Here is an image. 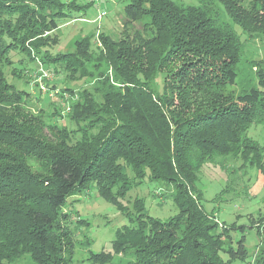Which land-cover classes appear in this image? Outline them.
Wrapping results in <instances>:
<instances>
[{
	"label": "trees",
	"instance_id": "obj_1",
	"mask_svg": "<svg viewBox=\"0 0 264 264\" xmlns=\"http://www.w3.org/2000/svg\"><path fill=\"white\" fill-rule=\"evenodd\" d=\"M216 1L244 33L264 36V0ZM93 2L0 0V264L24 254L33 264H70L75 244L63 208L73 193L91 187L131 220L117 229L112 251L90 253L92 263L264 264V212L249 226L220 222L198 185L209 163L228 174L221 194L238 169L264 175V142L249 134L264 129V67L256 68L255 86L236 93L240 36L210 5L175 0H131L122 38L101 31L98 44L90 32L72 51L54 53L60 38L52 31ZM14 52L63 69L71 82H98L66 87L67 114L56 104L47 114L8 81ZM12 75L25 76L16 68ZM145 178L173 184L175 215H150L141 197L132 210L122 203ZM248 228L263 244L254 262Z\"/></svg>",
	"mask_w": 264,
	"mask_h": 264
},
{
	"label": "rangeland",
	"instance_id": "obj_2",
	"mask_svg": "<svg viewBox=\"0 0 264 264\" xmlns=\"http://www.w3.org/2000/svg\"><path fill=\"white\" fill-rule=\"evenodd\" d=\"M69 1V0H63ZM90 0H77L83 4ZM131 0H94L85 10L72 12L73 17L60 22L59 29L52 31L53 35H59V44L52 48L54 53L67 52L74 49V41L83 37L87 33L97 34L105 31L115 39L124 36V6ZM185 6L210 5L212 14L218 18L222 24L231 25L243 42L241 62L238 67L237 84L234 89L236 93L244 88L250 89L257 84V67H264V36H250L244 33L241 27L234 23L228 15L225 7L216 0H175ZM101 11L106 14L98 18ZM140 28L142 25H136ZM14 63L6 67L7 79L17 85V88L30 93L33 108L39 110L42 107L46 113L54 112V105H62V98L65 95L69 98L68 92H63L66 87L74 89L91 88L98 82V77L88 81L78 80L71 82L68 80L66 72L53 65H47L38 57L36 61H29L22 53L14 52L12 55ZM24 63H19L22 61ZM91 66L94 67L93 63ZM13 68L17 71H24V79H18L12 75ZM103 70L110 76L112 82L116 81V75L111 68L103 67ZM48 76L45 77L44 74ZM45 82L49 90L43 93L39 89V78ZM28 81V82H26ZM232 89V86H231ZM59 91L57 97H51L50 92ZM63 94V95H62ZM66 97V98H67ZM70 99L68 100V103ZM70 105V103L68 104ZM61 123L69 124L67 118L61 119ZM250 135L264 142V129L261 125L253 127ZM240 161L234 166L238 168ZM230 162L229 166L233 167ZM246 173L241 174L238 169V177L235 182L228 187L227 192L220 193L229 185L228 174L221 166L212 163L203 167L198 185L204 192L203 205L210 212L215 209L216 216L220 222L231 224L237 222L239 225L250 224V219L257 216L260 211L264 212V175L256 170L245 168ZM130 174V171L128 170ZM131 175V174H130ZM174 186L172 183L164 181H151L145 178L142 184L132 188L121 201L132 210V204L136 197L144 198L150 215L163 220L175 215L178 207L173 199ZM220 197V198H219ZM68 215L66 225L73 232V260L70 264H95L88 260L91 252L112 251V241L118 228L131 223L130 218L123 214L115 203L101 197L97 188L91 187L73 193L63 208ZM81 222V223H80ZM241 232L232 231V236L240 237ZM260 238L254 230L249 228L246 231V246L251 251L252 262L256 259L258 251L263 248L259 245ZM5 264H33L29 254H24L14 261H4Z\"/></svg>",
	"mask_w": 264,
	"mask_h": 264
},
{
	"label": "built area",
	"instance_id": "obj_3",
	"mask_svg": "<svg viewBox=\"0 0 264 264\" xmlns=\"http://www.w3.org/2000/svg\"><path fill=\"white\" fill-rule=\"evenodd\" d=\"M105 14H106L105 11H101L100 14L98 15V18L99 19L102 18ZM96 41H97L98 44H101V41L98 38L96 39ZM44 76L47 77L48 75L45 73ZM42 78H43L42 76L39 78V89L43 93H47V91L49 90V88L47 87V85H46L45 82H42ZM58 93H59V91L54 90V91L50 92L49 94H50L51 97H57L58 96ZM66 100H67L66 97L65 98H62V100H61L62 102L61 103H62V105L64 107L66 106L65 107L66 108V111H68L70 109V107L68 106V103H67Z\"/></svg>",
	"mask_w": 264,
	"mask_h": 264
},
{
	"label": "crops",
	"instance_id": "obj_4",
	"mask_svg": "<svg viewBox=\"0 0 264 264\" xmlns=\"http://www.w3.org/2000/svg\"><path fill=\"white\" fill-rule=\"evenodd\" d=\"M87 3V2H86ZM84 4V3H83ZM59 29V28H58Z\"/></svg>",
	"mask_w": 264,
	"mask_h": 264
}]
</instances>
